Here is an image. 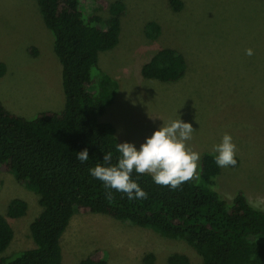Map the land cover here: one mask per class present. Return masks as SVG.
<instances>
[{"label":"rangeland","instance_id":"obj_1","mask_svg":"<svg viewBox=\"0 0 264 264\" xmlns=\"http://www.w3.org/2000/svg\"><path fill=\"white\" fill-rule=\"evenodd\" d=\"M181 1L182 11L174 12L170 0H123L120 42L100 54V69L119 83L118 99L101 121L115 126L120 143L139 149L163 122L180 118L195 130L188 145L200 159L213 152L224 133L230 134L237 164L221 168L216 190L228 202L243 191L264 210V0ZM83 10L110 17L93 0H85ZM150 23L161 29L153 39L147 35ZM165 48L185 57V77L176 83L144 79L143 66ZM249 48L254 55H246ZM0 63L7 67L0 77V100L12 113L33 118L63 110L62 66L37 0H0ZM16 199L25 201L28 211L11 219L8 207ZM39 201V195L0 169V214L15 232L0 258L35 247L30 228L43 211ZM61 242L63 264H78L97 250L106 264H148L149 256L152 264H169L175 254L186 256L189 264H203L184 240L100 214H75Z\"/></svg>","mask_w":264,"mask_h":264},{"label":"trees","instance_id":"obj_2","mask_svg":"<svg viewBox=\"0 0 264 264\" xmlns=\"http://www.w3.org/2000/svg\"><path fill=\"white\" fill-rule=\"evenodd\" d=\"M107 9L108 19L87 15L85 0H37L46 27L54 37V51L62 66L65 105L61 111H44L33 118L12 113L0 100V169L8 172L40 197L42 213L31 224L35 247L0 264H63L62 237L75 214H100L123 223L150 229L172 240H184L202 257L203 264H264V210L253 206L239 191L232 202L216 190L221 174L213 152L202 154L198 179L173 190L156 184L148 174L132 173L146 199H128L112 189L106 199L102 182L89 168L103 163L111 152L116 163L117 129L103 123L106 110L118 99L119 83L99 66L100 54L115 49L126 14L123 0H93ZM174 12L182 11L181 0H170ZM160 26H147L156 38ZM30 52L36 55L34 49ZM187 71L185 57L165 48L146 63L142 77L164 83L182 80ZM7 67L0 63V77ZM87 148L89 160L80 162L77 152ZM23 200H13L8 217L27 214ZM15 232L0 214V255L11 246ZM153 256L146 258L152 264ZM78 264H106L103 252L95 251ZM169 264H189L175 254Z\"/></svg>","mask_w":264,"mask_h":264},{"label":"clouds","instance_id":"obj_3","mask_svg":"<svg viewBox=\"0 0 264 264\" xmlns=\"http://www.w3.org/2000/svg\"><path fill=\"white\" fill-rule=\"evenodd\" d=\"M245 51L246 55H254L251 48ZM194 131L191 123L180 118L163 122L139 149L133 143H117L116 163H112L113 154L108 152L103 155V163L89 168V174L102 182L106 199L113 198L112 189L130 200L147 198V193L132 179L133 171L148 174L156 184L175 190L183 183L199 178L200 154L188 145ZM236 152L237 146L228 133L223 134L220 143L213 145L215 163L221 168L236 166ZM76 158L82 163L88 161V149L77 152Z\"/></svg>","mask_w":264,"mask_h":264}]
</instances>
